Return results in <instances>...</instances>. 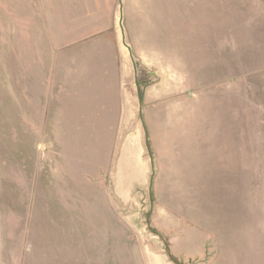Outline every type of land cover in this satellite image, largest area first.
Returning <instances> with one entry per match:
<instances>
[{
  "label": "rangeland",
  "instance_id": "374dc122",
  "mask_svg": "<svg viewBox=\"0 0 264 264\" xmlns=\"http://www.w3.org/2000/svg\"><path fill=\"white\" fill-rule=\"evenodd\" d=\"M0 264H264V0H0Z\"/></svg>",
  "mask_w": 264,
  "mask_h": 264
}]
</instances>
